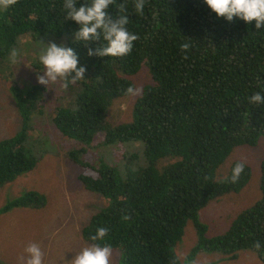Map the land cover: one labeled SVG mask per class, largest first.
I'll return each mask as SVG.
<instances>
[{
    "label": "trees",
    "instance_id": "16d2710c",
    "mask_svg": "<svg viewBox=\"0 0 264 264\" xmlns=\"http://www.w3.org/2000/svg\"><path fill=\"white\" fill-rule=\"evenodd\" d=\"M90 3L77 0L76 6ZM63 4L64 0H18L0 9V54L24 36L64 38L77 54L78 67L86 68L84 79L67 87L75 94L74 102L47 111H53L51 123L57 133L82 146L68 159L79 163V155L94 147L97 134L103 136L102 145L125 147L121 167L102 161L94 168L86 165V173L79 176L87 191L106 200L82 229V238L117 250L118 264H180L175 249L191 222L197 241L187 256L189 263L202 252L235 259L250 251L264 264V161L260 198L238 213L222 235L208 237L207 226L199 220V212L210 202L239 193L251 180V168L245 164L238 182H229L238 161L225 177H218L231 152L264 141V103L249 102L256 92L264 96V24L257 29L254 20L227 21L204 0H145L143 16L135 11V0H114L108 15H126L128 31L139 38L126 56H88L89 48L105 42L76 41L79 26L65 19ZM184 43L189 44L186 51L181 49ZM34 66L38 75L41 68ZM143 70L150 82L132 103L130 121L111 123L113 102L130 96L126 90L135 86L133 77ZM9 90L22 127L0 140V189L32 171L43 158L31 154L28 137L30 114L44 102L47 89L38 84ZM17 198L7 202L0 215L45 203L36 191ZM100 227L108 229L107 236L90 240ZM256 241L259 250L253 247Z\"/></svg>",
    "mask_w": 264,
    "mask_h": 264
},
{
    "label": "rangeland",
    "instance_id": "374dc122",
    "mask_svg": "<svg viewBox=\"0 0 264 264\" xmlns=\"http://www.w3.org/2000/svg\"><path fill=\"white\" fill-rule=\"evenodd\" d=\"M49 42L67 47L64 38L28 35L14 46L18 52L15 64L9 59L12 49L0 54V140L14 136L22 127L9 89L12 86L27 89L39 84L37 76L43 75L44 71V66L38 65L39 56ZM34 64L41 68L38 75ZM133 82L135 87L142 89L150 82V76L143 70L133 77ZM61 83H49L44 102L30 114L28 146L31 154H42L43 158L32 171L0 189V209L27 191H36L45 198L44 206L38 210L16 209L13 213L0 215V261L4 264H22L21 257L26 256L24 249L30 243L40 246L44 253L43 264H71L75 255L91 244L82 238L81 230L106 205L100 195L82 186L79 176L86 173V165L94 168L103 161L121 167L125 163V147L102 145V134L94 137L93 148L90 146L79 155V163L68 159L71 152L82 146L74 140L62 138L51 123L53 111L47 112L53 106L67 107L74 102L75 94L62 88ZM139 95L114 101L109 109L111 123L129 122L131 105ZM234 161H243L251 168V180L239 193L212 201L199 212L200 222L207 226L208 237L222 235L238 213L261 196L259 179L260 164L264 161V141L260 140L255 147H236L219 168V178L227 175ZM196 241V231L188 222L184 237L175 249L180 264H262L250 251L240 252L235 259L221 253L202 252L189 263L187 256ZM119 256L117 250L112 251L110 264H118Z\"/></svg>",
    "mask_w": 264,
    "mask_h": 264
},
{
    "label": "clouds",
    "instance_id": "9594fccd",
    "mask_svg": "<svg viewBox=\"0 0 264 264\" xmlns=\"http://www.w3.org/2000/svg\"><path fill=\"white\" fill-rule=\"evenodd\" d=\"M18 0H0V9L7 10L10 6L17 4ZM207 6L216 14L217 17H223L227 21H232L233 17H238L250 23L256 22L255 27L261 28L264 24V0H204ZM114 0H91L90 4H81L76 6L77 0H64L63 7L66 11L65 19L74 21L79 27L74 32L76 41L88 44L89 42H98L101 39L105 46L89 48L88 56L99 57H123L128 55L133 49V42L139 37L130 33L126 27L128 17L120 15L112 19L107 9ZM145 0H135V11L144 15ZM123 12L124 5H119ZM189 44L184 43L181 49L186 51ZM18 52L16 49L10 51L9 59L13 64L17 62ZM186 59L187 56L185 55ZM40 63L44 66L43 75L37 76V82L45 87L49 83L61 81V87L67 89L69 83H75L84 79L86 68L78 67V57L71 47H65L63 44L49 42L39 56ZM142 91L141 88L129 86L126 94L137 96ZM249 102L260 105L264 103V96L259 92L254 93L249 98ZM245 164L238 161L233 169L230 183H237L241 174L244 172ZM125 219L128 217L125 216ZM108 234L106 227L97 228L95 235L90 236L92 241L103 240ZM257 250L261 245L259 241L253 244ZM26 256L21 257L22 264H43V255L40 246L36 243H30L24 249ZM112 257V248L110 245L101 246L98 243L90 244L84 247L79 254L70 261L71 264H110Z\"/></svg>",
    "mask_w": 264,
    "mask_h": 264
},
{
    "label": "crops",
    "instance_id": "0c3cea01",
    "mask_svg": "<svg viewBox=\"0 0 264 264\" xmlns=\"http://www.w3.org/2000/svg\"><path fill=\"white\" fill-rule=\"evenodd\" d=\"M25 210H38V209H34V208H29V207H26V208H23ZM16 210V209H15ZM15 210L11 211L10 213H13L15 212ZM9 214V213H8ZM82 231V230H81ZM82 235V234H81Z\"/></svg>",
    "mask_w": 264,
    "mask_h": 264
}]
</instances>
